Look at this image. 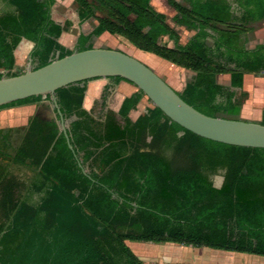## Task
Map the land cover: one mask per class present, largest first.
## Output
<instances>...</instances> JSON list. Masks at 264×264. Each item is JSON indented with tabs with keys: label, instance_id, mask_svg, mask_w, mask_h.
Wrapping results in <instances>:
<instances>
[{
	"label": "trees",
	"instance_id": "16d2710c",
	"mask_svg": "<svg viewBox=\"0 0 264 264\" xmlns=\"http://www.w3.org/2000/svg\"><path fill=\"white\" fill-rule=\"evenodd\" d=\"M4 1L16 13L0 18V79L18 75L12 50L21 39L34 44L30 56L38 69L92 48L91 39L104 32L192 72L178 94L210 117L240 111L235 92L219 84L218 75L229 74L232 88L242 87L246 72L264 75V44L249 50L243 38L264 20V0H164L176 12L172 20L153 0H94L97 6L73 0L79 22L96 23L89 34L77 35L75 50L58 43L70 23L52 19L56 0ZM172 23L195 34L181 44ZM163 37L171 44H160ZM86 82L55 92L63 120H71L66 133L72 150L49 95L0 106L50 102L38 105L8 162L22 167L28 160L37 168L24 196L14 198V179L8 165H0V264H143L126 240L264 257V149L199 137L156 107L132 121L128 114L142 98L139 91L97 125L83 108ZM160 148H173L189 167L177 168ZM220 168L225 174L216 188L210 177Z\"/></svg>",
	"mask_w": 264,
	"mask_h": 264
},
{
	"label": "water",
	"instance_id": "95a60500",
	"mask_svg": "<svg viewBox=\"0 0 264 264\" xmlns=\"http://www.w3.org/2000/svg\"><path fill=\"white\" fill-rule=\"evenodd\" d=\"M119 77L183 129L214 142L264 149L260 122L207 116L185 103L178 92L151 68L120 50L90 48L73 52L38 69L0 79V106L30 97L49 95L60 118V129L72 150L55 92L70 84L98 78ZM222 184V183H221ZM215 186L216 188H220Z\"/></svg>",
	"mask_w": 264,
	"mask_h": 264
},
{
	"label": "rangeland",
	"instance_id": "374dc122",
	"mask_svg": "<svg viewBox=\"0 0 264 264\" xmlns=\"http://www.w3.org/2000/svg\"><path fill=\"white\" fill-rule=\"evenodd\" d=\"M88 1L92 3L94 6H97L94 0H88ZM176 1L182 4V0H176ZM153 5L157 8V10L165 12L170 18V20H172V18L176 15V12L171 7L167 6L164 0H153ZM78 11H79V7L74 1L71 0L55 1L54 11H53L54 20H57L60 23L64 21L70 23L67 31H65L66 34H64V37L66 39L62 40L61 38L62 47L68 50H75L76 39L79 33L87 35L92 31V29L96 25L95 21L91 18L85 22L80 23L77 17ZM96 15L104 16V14L98 10L96 11ZM172 26L173 28H175L176 32L179 31L177 32L179 33L178 34L180 38L179 42L182 44L181 38L184 39L185 37L184 35L181 34L180 26L175 23H172ZM261 28L262 27L255 28L256 31H260V32L256 33V31H253L249 33V35H247V40L245 43L246 49L249 50L253 49L252 47L254 46L255 43H257L258 45H260V43L264 44L263 43L264 32L261 31ZM183 32L185 31L183 30ZM100 36L93 37L91 39L90 44L93 47L104 45L98 43V38H100ZM109 36H111L112 38L110 39L114 40L115 42L119 41L120 43H124L127 46H131L125 39L117 35L112 36L108 33H104L102 37L106 38ZM120 43L119 46L120 48H122ZM160 44H171V42H169L168 39L165 37L160 40ZM110 45L115 46V44H110ZM14 50L15 48L12 50V55ZM134 54L137 60L141 61L149 68H151L158 76H160L169 86H171L179 94L183 92L186 83L189 80H191L193 76L192 72L177 67L158 57L146 53H145L146 55L143 56L137 53ZM57 57H58V52L54 54V58L56 59ZM219 61L224 63L228 67H233V64H228L226 59L224 58L223 59L219 58ZM37 64H38L37 60L31 59L29 54L24 58V60L20 64H17L16 59L13 55L12 72L22 74L29 68L34 69L37 66ZM107 79H109L108 83L111 84L110 85L107 84L105 86L102 94L100 95L99 100L87 101V98H85L84 96L83 108L87 110V112L93 118L95 124L97 125H100L105 121V118L108 115V113L117 112L119 104L123 100L122 94L115 91L117 82L110 78ZM133 89L138 92L136 87H134ZM220 101L221 99L218 98L217 102ZM40 102H31L24 105H33V104L38 105ZM15 106H21V105H15ZM151 108H154L153 104L146 98L145 95H142V98L140 99L136 107L129 112L128 117L132 121H135L141 113L147 112ZM70 121H71L70 119L64 120L65 128L68 127ZM58 124L60 123L58 122ZM11 131L12 130L9 131V129L7 128L5 121L0 120V165H8V175H9L8 178L12 177L14 179V183H15L14 198L18 199L19 195L21 196L25 195V191H23V189L25 188L26 185H28L29 180L33 176L32 171L33 170L37 171V168L34 165H32L31 162L28 160H25V163L22 167L14 166V165L12 166L11 164L8 163L10 157H12L15 154L16 149L20 147L22 144L20 135L16 133H12ZM181 135H182L181 132L178 133V136ZM159 152H161L162 155L165 156L166 158L170 159L177 168L189 167V164L186 163L185 161H182L181 157L175 153V150L173 148L172 149L160 148ZM88 171H89L88 168L85 167V172L87 173ZM224 174H225V169L222 168L218 169L217 172L210 177L213 185L219 186L223 182ZM35 199H36V195L32 196V200L34 201ZM244 255L246 254H243V256ZM258 259H264V258L258 256Z\"/></svg>",
	"mask_w": 264,
	"mask_h": 264
},
{
	"label": "crops",
	"instance_id": "0c3cea01",
	"mask_svg": "<svg viewBox=\"0 0 264 264\" xmlns=\"http://www.w3.org/2000/svg\"><path fill=\"white\" fill-rule=\"evenodd\" d=\"M53 11H54V5L51 8L52 19H53ZM15 13L16 11L14 7L9 5L6 1L0 0V18L8 15H14ZM251 27L252 30L249 33L256 31L255 28L257 27H262L261 31L264 32V20L252 24ZM180 28H181V34L184 35L185 37L184 39L181 38V42L182 44H185L187 40L193 37L195 31L186 30L182 26H180ZM183 30L185 32H183ZM258 32L260 31H256V33ZM249 33H247L243 37L245 42L247 40V35H249ZM64 34H66V32H62L60 37L58 38V43L61 46H62L61 38L62 40L66 39L64 37ZM103 34L100 36V38H98V43L104 45H99L94 48L116 49L133 57H135L134 53L140 54L142 56L145 55V52L135 49L132 45L127 46L124 43H120L119 41L115 42L114 40L110 39L112 38L111 36L103 38L102 37ZM22 41H28V40L21 39L20 42L17 44V46ZM28 42L31 43V45L25 57L28 54L30 56V53L34 47V44L32 42L30 41ZM208 42L212 44L211 39H208ZM119 43L122 48H120ZM110 44H115V46ZM256 45L258 44L255 43L254 46L251 47L254 48ZM17 46L15 47L13 55L16 59V63L20 64L25 57L23 59H18L15 53ZM108 80L109 79L107 78L88 80L86 82V91H85V98H87V101L99 100L100 95L102 94L105 86L107 84L109 85L111 84L108 83ZM217 82H220L219 84L223 85L226 88H229L230 91H234L235 101L239 102L240 104V111L238 116L222 115V118L241 119V120L253 121V122H260L262 120V111L264 109V75H257L247 72L244 73L241 88L230 87L229 74L218 75ZM134 87L135 86L129 82L119 81L116 84L115 91L121 93L124 99L137 92L133 89ZM46 103L48 102L41 101L39 104H46ZM38 105L33 104V105H21V106L0 108V120L5 121V124L9 129V131L12 130L11 131L12 133H16L20 135L21 134L20 131L27 126L29 119L32 116H34V114L36 113ZM52 105L53 103L51 101V106ZM125 244L143 264H264V259H258V255L246 254L243 256L244 253L227 252V251L212 249L207 247H193V246H186L171 242L155 243V242H143V241H131V240H126Z\"/></svg>",
	"mask_w": 264,
	"mask_h": 264
},
{
	"label": "bare ground",
	"instance_id": "6f19581e",
	"mask_svg": "<svg viewBox=\"0 0 264 264\" xmlns=\"http://www.w3.org/2000/svg\"><path fill=\"white\" fill-rule=\"evenodd\" d=\"M30 45H31V43H29L28 41H22L17 46L15 53H16V56L18 57V59H23L25 57L27 51L29 50ZM219 181H220V179H219Z\"/></svg>",
	"mask_w": 264,
	"mask_h": 264
}]
</instances>
